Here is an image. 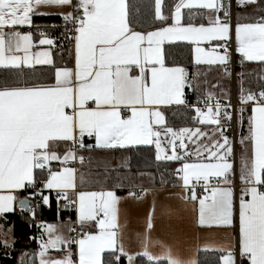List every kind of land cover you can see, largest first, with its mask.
<instances>
[{
	"label": "snow or ice",
	"instance_id": "obj_1",
	"mask_svg": "<svg viewBox=\"0 0 264 264\" xmlns=\"http://www.w3.org/2000/svg\"><path fill=\"white\" fill-rule=\"evenodd\" d=\"M236 5L262 15L233 26L225 0H173L167 14L163 0H154L147 22L138 9L133 15L127 0H0V69L15 72L0 77V219L19 203L35 220L36 208L50 206L52 193L58 210L75 216L38 224L39 249L27 264H123L125 258L138 264L137 257L147 264H199L150 239L155 196L145 231L136 233L141 251H129L121 205L139 203L153 190L133 185L125 196L118 194L130 178L131 157L106 171L103 186L94 188L101 181L75 165L91 162L84 154L96 150L152 151L156 164L165 166L160 183L171 177L179 189L168 198L191 211L197 228L227 233L197 253H219V264H264V88L241 87L240 106L233 109L220 81L209 79L213 72L231 77L233 51L241 66L264 65V0ZM53 8L63 21L70 63L57 62L54 50L62 59L64 45L33 23L34 16L53 14L42 9ZM177 47L188 50L187 63L169 59ZM37 65L50 70L41 80L25 73ZM174 107L194 113L191 126L167 121ZM234 120L238 141L229 135ZM120 168L129 176H121ZM138 175L155 181V174ZM162 211L173 213L170 207ZM3 245L11 247L7 240ZM156 245L160 253L150 250Z\"/></svg>",
	"mask_w": 264,
	"mask_h": 264
},
{
	"label": "trees",
	"instance_id": "obj_2",
	"mask_svg": "<svg viewBox=\"0 0 264 264\" xmlns=\"http://www.w3.org/2000/svg\"><path fill=\"white\" fill-rule=\"evenodd\" d=\"M130 10L133 15L136 14L137 9L139 10V18L143 19L147 22H150L153 14V6L154 0H127ZM173 3V0H164L163 1V12L167 14L168 6ZM186 12V11H185ZM261 13H257L254 11L253 20L256 21ZM62 20L59 17H34L33 23L39 26H49L51 23ZM68 46H64L65 55L61 59L58 55L59 51L55 53V59L58 63L67 62L69 60V55L67 50ZM170 60H176L177 62L187 63L188 59V50L183 47L172 48ZM49 68L47 66L35 67L34 70L25 69V73L29 77H34L37 80H41L49 74ZM14 70H4L0 69V77L2 76H12L14 75ZM264 75V65L257 64L252 66V69L249 72H245L243 77H239L236 80V92L237 99L239 101L240 89L243 87L245 90L258 91L261 88H264V81L260 80L259 77ZM189 97H195L194 94H190ZM191 102V101H190ZM194 115L193 112L188 111L184 108H173L172 110L166 113L167 121L174 127L179 128L182 126H191V116ZM248 113H245L247 116ZM238 127L237 131V141L239 139L240 128ZM246 131V127H245ZM238 145V143H237ZM95 152V151H94ZM92 153H85L86 157L91 156ZM126 161L128 157L130 159L131 165V173H152L155 174V181L152 180L151 185L153 187H161L167 186L172 182L171 177H166L168 179V183L161 184L159 181V173L165 170L164 165H157L154 161V153L152 151H141V152H124ZM92 157V156H91ZM88 160H86L87 162ZM89 162V161H88ZM98 161H95L94 164H97ZM172 165H169L171 168ZM127 171L125 168H123ZM128 172V171H127ZM26 195V194H23ZM50 206L42 205L39 208H36V217L35 220L32 218V214L29 211L28 213L20 210L19 208H15L13 213H9L5 218L0 219V225L3 229L10 228L12 242L11 247L5 248L4 245L0 243V264H22V260L24 264H27L29 259L32 258V254L37 252L39 249L38 238L41 230L37 227L41 222L44 223H52L56 221H61L64 219H68L69 213L68 211H64L61 209L58 210V206L56 200L50 196ZM31 202V206L35 208V202ZM35 238V239H34ZM219 253L216 252H199L197 255V260L199 264H219L218 262ZM138 264H147L146 260L143 257H137ZM37 264V260H36ZM123 264H126V258L123 260Z\"/></svg>",
	"mask_w": 264,
	"mask_h": 264
},
{
	"label": "crops",
	"instance_id": "obj_3",
	"mask_svg": "<svg viewBox=\"0 0 264 264\" xmlns=\"http://www.w3.org/2000/svg\"><path fill=\"white\" fill-rule=\"evenodd\" d=\"M233 7H234L233 26H235L238 19L239 22L241 23L252 22L250 20H253L252 15L254 13V10L251 6L245 8H238L236 5V0H233ZM42 11L53 14L51 15L46 14V15H40L34 17H59L54 14L59 11L58 9H54V8L42 9ZM162 11H163V6H162ZM234 46L235 45H234V33H233L232 47L234 48ZM56 52L58 51H54V54ZM67 62L69 63L71 62L70 58L69 60H67ZM257 64L259 63L246 62L244 65L238 66L235 71L236 80L237 78L239 79L240 73L244 74L245 72H249L252 69V66H255ZM40 66L41 65H37L36 67H40ZM209 79L212 81V83H216L217 81H220L223 89L229 94V91L231 89V83H230L231 78L224 77L222 72H213L210 74ZM190 94H192L191 91L187 93L188 100L191 102L196 100L195 97L192 98L189 97ZM247 113L250 114V112ZM239 151H240V146L239 144L238 145L236 144V152L239 153ZM119 153L124 154V152H107L103 150H96L94 152V154H101V157H104L107 154L117 155ZM99 161L103 162L102 160ZM97 165H100V162H98ZM75 166L79 169L80 172H83L91 176L94 180L102 179V182L100 184L93 185L94 188H99L103 186L104 174L106 170L105 172L103 171L104 173L95 174V171L93 170L92 171L83 170L84 169L82 168L83 166H80L79 164H76ZM108 185L111 186L112 184H110L108 181ZM143 187L152 189L153 195H149L146 199H144L139 203L129 200L127 203L121 205L122 209L126 210L127 212L128 230L126 233L125 242L130 252L136 253L141 251L140 244L138 243L136 238V233H143L145 231L146 219L149 211L151 210L153 196H155L156 199V213H155L156 218L154 222V228L150 232V239L153 242L160 241L163 244L171 247L173 252L179 255L183 259H188L190 257H195L197 259V255L199 252L197 253L196 249L198 246L202 247L205 243H209L213 241L216 243H220L226 240L227 238L226 232L218 231L215 233H208L204 230L197 228L195 226L191 211L190 210L185 211L181 203L175 198H171V199L168 198L170 193L179 191L178 188H174L173 186H169V185L161 186V187H153L151 184ZM128 188L129 186L125 187L123 190H118V194L121 196H125L127 194ZM21 198H23V196ZM17 204L15 208H18ZM164 207H170L173 210L171 216L163 214L162 210ZM72 218L75 219L74 214ZM123 218L124 216L122 214V220ZM59 222L60 221H56L52 223H59ZM65 234H67V230H65ZM5 240H7L9 243L12 242L11 230L10 228L3 229L0 225V243L3 245V241ZM38 243H39V238H38ZM150 250L154 253L161 252V248L159 247V245L151 247ZM200 252H204V251H200ZM53 254L55 255L56 253ZM37 264H39L38 259H37ZM126 264H127V260H126Z\"/></svg>",
	"mask_w": 264,
	"mask_h": 264
},
{
	"label": "built area",
	"instance_id": "obj_4",
	"mask_svg": "<svg viewBox=\"0 0 264 264\" xmlns=\"http://www.w3.org/2000/svg\"><path fill=\"white\" fill-rule=\"evenodd\" d=\"M226 3H230L231 4V22L233 24V20H234V15H233V0H225ZM55 26V27H54ZM27 28H23L21 29V31H27ZM35 31V30H34ZM39 31H43L46 32L50 37L55 38L57 40L58 44H63L64 46H68L70 48L69 42L67 40H65L62 36V33L65 31L64 27H63V21H57L54 23H51L49 26L45 27V26H40L39 27ZM60 49H55L54 51H59ZM246 63V62H245ZM243 63V65L245 64ZM238 66H241V58L240 56L235 53V51H233L232 53V60H231V65H230V69L232 72L231 75V79H230V83H231V89L229 91V95L231 98V104L233 106V109H238L239 108V102L237 99V92H236V78H235V71L236 68ZM196 100L192 101V103H195ZM236 126L237 123L234 120L233 121V126H232V130L229 132L230 137H232L234 140L237 139V130H236ZM238 184V181H237ZM169 186H172V182L169 184ZM52 198L54 200H56L55 198V193H52Z\"/></svg>",
	"mask_w": 264,
	"mask_h": 264
},
{
	"label": "rangeland",
	"instance_id": "obj_5",
	"mask_svg": "<svg viewBox=\"0 0 264 264\" xmlns=\"http://www.w3.org/2000/svg\"><path fill=\"white\" fill-rule=\"evenodd\" d=\"M236 130L238 131V127L236 126ZM92 159L91 162H85V165L82 167L84 168L83 170H90V171H95V174H101L106 171H110L111 168H115L118 165L125 163L126 162V157L125 154L119 153L117 155L113 154H107L104 157H101V154H92ZM100 158V159H99ZM102 160L103 162L99 161ZM95 161L100 162V165L94 164ZM104 171V172H103ZM120 175L121 176H129V173L125 171L123 168H120ZM114 178L115 174H113V180H110L109 183L113 184L114 183ZM102 182V179H100ZM152 183V180L149 179L147 175L145 176H140L138 174H133L130 173V178L125 181V187H131L133 185H149Z\"/></svg>",
	"mask_w": 264,
	"mask_h": 264
},
{
	"label": "water",
	"instance_id": "obj_6",
	"mask_svg": "<svg viewBox=\"0 0 264 264\" xmlns=\"http://www.w3.org/2000/svg\"><path fill=\"white\" fill-rule=\"evenodd\" d=\"M30 206H31V202H30ZM17 207L20 209V207H19V203L17 204ZM21 210V209H20ZM22 211H24V212H26V213H28L29 211H27V210H22Z\"/></svg>",
	"mask_w": 264,
	"mask_h": 264
}]
</instances>
